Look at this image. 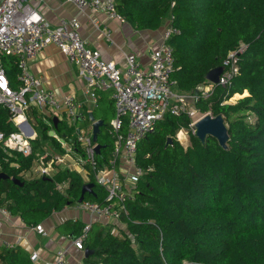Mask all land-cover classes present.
Listing matches in <instances>:
<instances>
[{
    "label": "trees",
    "instance_id": "obj_1",
    "mask_svg": "<svg viewBox=\"0 0 264 264\" xmlns=\"http://www.w3.org/2000/svg\"><path fill=\"white\" fill-rule=\"evenodd\" d=\"M115 8L139 30L158 29L170 19L176 29L167 40L175 67L171 79L181 91H194L229 51L241 45L244 49L228 84H214L211 94L195 104L201 112L211 108L213 116L223 115L227 147L210 135L201 142L192 132L184 147L175 134L189 129L190 118L166 112L154 131L137 144L136 165L143 173L120 214L124 227L92 221L82 243L87 250L85 262L264 264V0H115ZM0 61L9 85L17 88L16 57L0 53ZM235 93L245 94L227 102ZM99 102L97 97L94 116L101 108ZM33 113L36 137L30 139L31 153L8 152L0 146V172L9 176L0 178V206L35 226L52 212L77 204L85 182L94 185L83 200L105 203L106 191L89 170L87 181L76 169L62 164H53L48 176L39 174L37 159L46 146L52 151L44 160L50 153H65L60 139L71 145L73 156L82 155V150L76 127L59 119L54 124L53 117L48 124L39 111ZM10 117L0 105L4 135L17 130ZM101 117L95 156L100 167L107 163L114 142L112 117ZM82 123H90L87 110ZM81 128L78 124L77 129ZM63 224L76 237L85 223L66 219ZM0 264L35 263L25 250L11 246L0 247Z\"/></svg>",
    "mask_w": 264,
    "mask_h": 264
},
{
    "label": "built area",
    "instance_id": "obj_2",
    "mask_svg": "<svg viewBox=\"0 0 264 264\" xmlns=\"http://www.w3.org/2000/svg\"><path fill=\"white\" fill-rule=\"evenodd\" d=\"M68 1L79 12L86 9L101 10L110 17L123 20L116 11L115 0ZM93 24L108 35L106 26L100 28L97 20H93ZM80 26L76 16L61 17L56 25H52L32 4L23 3L21 0L0 1V53L16 57L18 79L17 88L11 87L0 61V105L8 110L17 127V130L8 135L0 131V146L8 152L15 151L23 155L31 153L30 139L36 137L26 118V111L31 106L40 108L49 117L55 116L76 127V141L82 155L73 156L71 145L60 139L65 153H50L48 160L39 156L36 170L43 176L54 171L53 164L77 168L82 176L89 170L95 182L105 189L106 202L103 204L94 200L77 202L90 216L81 234L71 238V243L83 250V239L93 220L105 219L122 227L120 214L125 212V202L132 197L135 182L143 173L136 165L138 142L154 131L156 121L166 112L174 115L186 114L190 118L189 125L193 127L195 121L201 117L198 116L199 109L195 104L200 97L206 98L211 94L214 84L206 81L194 91H181L176 88L175 80L171 79L175 68L172 48L167 42L176 29L170 25L163 30L159 43L149 49L147 67L141 66L134 53L124 54L123 66L104 59L99 49L89 47L82 38ZM50 44L57 47L76 68L85 82L84 93L93 104L96 103L98 91L111 92L115 113L109 124L114 142L107 163L102 167L95 158L96 142L92 140L91 123L86 128L77 129L86 116L83 98L73 92L56 96L29 70V62ZM237 53L236 49L229 51L223 60L224 70L219 76L218 84H228L230 78L236 74L239 59ZM46 123L49 124V120ZM65 156H70L71 165L66 163ZM121 166H125V169ZM129 171L132 181L127 183ZM0 210L4 208L0 206ZM33 228L45 234L41 224ZM36 257L35 252L30 255L32 260ZM52 264H71L66 257V249L55 252Z\"/></svg>",
    "mask_w": 264,
    "mask_h": 264
},
{
    "label": "crops",
    "instance_id": "obj_3",
    "mask_svg": "<svg viewBox=\"0 0 264 264\" xmlns=\"http://www.w3.org/2000/svg\"><path fill=\"white\" fill-rule=\"evenodd\" d=\"M21 1L36 6L43 18L52 25H56L61 17L76 16L81 25L80 34L87 41L88 46L99 49L104 59L112 60L118 66L124 65V54L134 53L141 66L147 67L149 49L159 43L163 30L170 25V19H167L158 29L139 30L125 20L110 17L105 11L86 9L79 12L76 6L68 0ZM93 20L100 23V28L106 26L109 30L108 35L97 29L93 24ZM29 70L41 79L45 88L50 89L56 96L73 92L83 98L85 109L88 112H92L98 106L95 105L96 103L93 104V101L84 93L85 82L78 75L76 68L68 62L66 56L54 45L50 44L40 50L29 62ZM236 95L239 96L238 93ZM98 97L100 99L99 107L102 108V111L101 108L97 109L98 115L94 116L95 119H101L103 114H110L113 118L115 112L111 92L101 91L98 93ZM34 107L32 106L26 111V118L32 128L36 125L33 110L39 111L45 122L49 120L48 114L40 108ZM121 168L125 169V166H121ZM127 175L126 181L130 183L132 181L130 171ZM88 179L87 173L83 174V180L87 181ZM66 219L86 223L90 216L87 211L81 209L77 204L66 205L61 210L52 212L48 218L41 222L45 230V234H42L37 232L33 225L26 224L20 216L13 215L4 208V210H0V247H20L29 256L35 252L36 259L32 260L30 258L35 264H52L55 252L58 249H66V257L71 264H87L84 259V250L76 248L71 243V238L74 237L67 232L65 224H63ZM93 221L112 223L105 219Z\"/></svg>",
    "mask_w": 264,
    "mask_h": 264
},
{
    "label": "water",
    "instance_id": "obj_4",
    "mask_svg": "<svg viewBox=\"0 0 264 264\" xmlns=\"http://www.w3.org/2000/svg\"><path fill=\"white\" fill-rule=\"evenodd\" d=\"M224 70V66L218 65L210 70H208L205 74V79L208 82H211L215 85L218 84L219 76ZM88 117L91 121V128H92V140L94 142H97V134L103 125V119H95L93 113L91 111L88 112ZM54 124L57 122V117H53ZM194 128V134L196 137L201 141L204 142L207 136H213L218 141V144L221 147H227V141H228V131L227 126L225 124V120L222 114H216L214 116L210 115H203L199 119H197L193 125ZM168 142H171V139L168 138ZM96 153L99 152V145L96 144L95 146ZM9 176L4 173L0 172V178H8ZM10 179L14 183L22 184V182L19 181L18 178L10 177ZM93 183L92 182H85L81 187L80 196L77 199V202H81L84 198L85 193H92L93 192ZM85 256H87V250L84 251Z\"/></svg>",
    "mask_w": 264,
    "mask_h": 264
},
{
    "label": "rangeland",
    "instance_id": "obj_5",
    "mask_svg": "<svg viewBox=\"0 0 264 264\" xmlns=\"http://www.w3.org/2000/svg\"><path fill=\"white\" fill-rule=\"evenodd\" d=\"M244 46L241 45L239 48H236V51L238 52L237 54H240L242 51H243V48ZM240 94V93H238ZM245 93H243L241 96H238L237 98H232V96L228 99L227 102H235L238 98L242 97ZM198 116H203L205 114L207 115H210V116H213L212 112H211V108H208L205 112H201L199 111L198 112ZM197 118V116H196ZM88 125V123H79V126L82 127V128H86ZM190 132L194 133V128L192 126L189 127V129H180L176 132L175 136L177 138V140L184 146L186 147L187 145H189L190 143V140H189V134ZM182 134V135H181ZM52 151L48 146L45 147V152L43 153V155H41V158L43 157V159L46 157L47 155V152H50ZM49 158H50V155H49ZM64 160L66 161L67 164H70L71 165V158L70 156H65ZM122 226H124L122 224Z\"/></svg>",
    "mask_w": 264,
    "mask_h": 264
},
{
    "label": "bare ground",
    "instance_id": "obj_6",
    "mask_svg": "<svg viewBox=\"0 0 264 264\" xmlns=\"http://www.w3.org/2000/svg\"><path fill=\"white\" fill-rule=\"evenodd\" d=\"M232 98H237L236 93L232 96ZM20 120H22V119H20ZM181 135H182V134H181Z\"/></svg>",
    "mask_w": 264,
    "mask_h": 264
}]
</instances>
